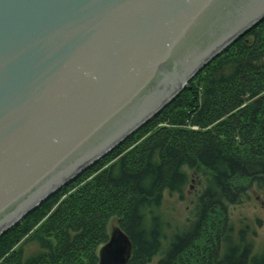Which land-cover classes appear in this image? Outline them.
<instances>
[{"label":"water","instance_id":"1","mask_svg":"<svg viewBox=\"0 0 264 264\" xmlns=\"http://www.w3.org/2000/svg\"><path fill=\"white\" fill-rule=\"evenodd\" d=\"M264 0H0V235L159 114ZM117 225L97 264H126Z\"/></svg>","mask_w":264,"mask_h":264},{"label":"trees","instance_id":"2","mask_svg":"<svg viewBox=\"0 0 264 264\" xmlns=\"http://www.w3.org/2000/svg\"><path fill=\"white\" fill-rule=\"evenodd\" d=\"M190 172L201 189L186 223L172 228L163 193L181 195ZM254 184L264 190V18L159 114L1 234L0 264H97L112 222L131 241L126 264H189L194 256L197 264H264V249L255 252L246 227L235 232L227 216L211 248L200 254L195 246L208 216L227 215ZM24 237L36 254L14 248ZM191 248L195 255L182 259Z\"/></svg>","mask_w":264,"mask_h":264},{"label":"rangeland","instance_id":"3","mask_svg":"<svg viewBox=\"0 0 264 264\" xmlns=\"http://www.w3.org/2000/svg\"><path fill=\"white\" fill-rule=\"evenodd\" d=\"M100 160H98L97 162H99ZM197 179L198 177L196 175H193L192 172L189 173V181L182 190L181 193L182 197L179 194H169L167 191L163 193L162 206L160 210L165 220L170 223V227L181 228L186 223V220L190 215V209L192 206L191 202L195 199V194L201 189V183L200 181H197ZM233 183L235 184L240 183L246 185L248 183V180L245 178L242 179L235 178L233 180ZM226 216H227V223L230 224L231 222L233 224L235 232L240 228L246 227V235L253 242L255 252H259L264 249V190L259 188L256 184H254L247 189V196L246 198H244L242 203L236 205H230L227 207V215H225V213H223L222 210H219L216 211L214 214L208 216L207 225L205 229L202 231V234L200 235L199 239L195 242L197 251L200 254H202L203 250L205 252V250H207L206 248L212 247L210 241L215 240L216 234L221 230V227L226 223V219H225ZM108 224L110 225V229L112 226L117 225L116 223L113 222ZM8 230H10V228ZM8 230H6L2 234H5ZM170 232L171 230L167 231L166 233L170 235ZM24 239L25 237L21 238V240L18 241V244H16L14 248L17 249L19 248V246L22 245L24 257H28L36 254L38 252V246L35 243L23 244L22 241ZM197 251L191 248L190 251H187L184 254L182 259L186 260L187 257H191L190 255L191 253L195 255V252ZM156 260L157 257H155L149 264H155ZM196 261L197 258L196 256H194V258L191 259V262L189 264H197Z\"/></svg>","mask_w":264,"mask_h":264}]
</instances>
